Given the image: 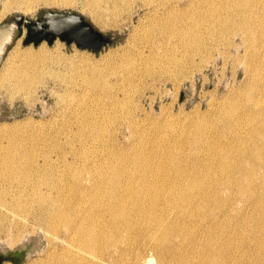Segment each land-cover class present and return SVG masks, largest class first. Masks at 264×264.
Instances as JSON below:
<instances>
[{"label":"bare ground","instance_id":"obj_1","mask_svg":"<svg viewBox=\"0 0 264 264\" xmlns=\"http://www.w3.org/2000/svg\"><path fill=\"white\" fill-rule=\"evenodd\" d=\"M39 1L2 0L0 16L13 8L32 9ZM175 1L142 0V5L149 11L162 5L168 12ZM229 1L231 8L220 3L209 14L223 26L222 34L242 24L238 32L253 45L246 71V86H251L232 100L225 93L208 127L191 121L166 143L133 137L132 156L94 166L79 160L82 142L68 152L55 145V159L48 151L39 159L32 152H20L28 153L24 160L8 154L2 170L10 185L0 192V230L21 221L9 214H21L43 223L60 240L54 255L33 264H124L129 250H134L130 264H137L141 246L152 250L157 264H264V0ZM191 32L178 31V44L186 49ZM4 35L0 59L10 40L9 31ZM64 57L42 43L37 49L21 48L18 39L3 56L0 84L8 83L15 92L31 90L43 75L58 76L53 65ZM62 65L73 71L72 65ZM107 73L118 81L116 71ZM86 81L93 88L100 84L94 76ZM76 130L85 138L90 119L80 117ZM183 145H189V154L182 152ZM54 160L64 169L50 184ZM6 194L8 199L1 197ZM31 201L33 208L24 212ZM138 223L140 229L134 227ZM134 231L138 246L130 240ZM5 236L6 242L14 240ZM145 260L153 264L150 257Z\"/></svg>","mask_w":264,"mask_h":264},{"label":"rangeland","instance_id":"obj_2","mask_svg":"<svg viewBox=\"0 0 264 264\" xmlns=\"http://www.w3.org/2000/svg\"><path fill=\"white\" fill-rule=\"evenodd\" d=\"M220 3L226 9L231 8L229 0H190L189 3L178 0L168 12L162 5L149 11L151 7L143 6L142 0H69L67 3L40 0L32 9L13 8L3 13L0 41L5 31L12 38L3 56L18 39L21 48L37 49L42 43L49 51L57 48L65 56L60 62L72 65L73 71L61 63L54 64L59 75H43L31 90L15 92L8 83L0 84V192L10 185L2 167L11 151L18 160H24L31 152L39 159L42 151H48L55 159V145L68 152L78 150L82 142L84 154L79 160L84 161L81 162L90 166L107 161L116 163L124 155L134 154L136 139L148 137L166 143L186 123L206 122L207 127L209 121L213 123V111L216 112L225 93L232 100L251 86V83L246 86L249 81L246 71L252 44L244 39V33L238 32H242L241 23L228 27L223 34L218 32L223 26L217 24L209 10H215ZM260 4L256 3V11ZM46 10L76 12L111 41L97 52L78 48L74 43L66 44L58 38L51 44L45 40L36 45L23 44V36L15 34L13 16L35 19ZM182 27L192 31L188 34L191 40L188 49L178 44V31ZM260 69L264 71V67ZM107 71H116L118 81L115 76H108ZM92 76L99 86L93 88L87 84L86 79L91 80ZM80 117L90 119V131L85 138L76 130ZM189 148L183 145L182 152L187 154ZM52 164L50 184L55 183L57 174L64 169L61 162L54 160ZM1 197L8 199L7 194ZM34 204L25 203L24 212ZM9 215L21 221L0 230V249L14 250L23 243L32 247L33 253L20 264H33L58 251L59 238L43 223L30 217L23 219L21 214ZM140 226L138 223L134 227L140 229ZM6 233L13 235L14 240L6 242ZM137 234L134 231L130 239L134 246H138ZM139 249L137 264H146L147 257L157 264L149 247ZM131 251L126 253L124 264L134 260V250Z\"/></svg>","mask_w":264,"mask_h":264},{"label":"water","instance_id":"obj_3","mask_svg":"<svg viewBox=\"0 0 264 264\" xmlns=\"http://www.w3.org/2000/svg\"><path fill=\"white\" fill-rule=\"evenodd\" d=\"M13 20L15 34L17 37L23 36V44L33 43L36 45L42 40L51 44L58 38L66 44L74 43L78 48L97 52L103 45L111 41L109 36L104 35L84 16L76 12L46 10L35 19L15 15ZM11 39L10 37L9 41ZM9 46L10 44H5L1 57ZM32 253V247L28 248L25 243L14 250L0 249V264L4 261L19 264Z\"/></svg>","mask_w":264,"mask_h":264},{"label":"flooded vegetation","instance_id":"obj_4","mask_svg":"<svg viewBox=\"0 0 264 264\" xmlns=\"http://www.w3.org/2000/svg\"><path fill=\"white\" fill-rule=\"evenodd\" d=\"M2 38H3V39H1V41H0V49H1L2 45L4 44V42L7 40V39L5 38V35H4Z\"/></svg>","mask_w":264,"mask_h":264}]
</instances>
